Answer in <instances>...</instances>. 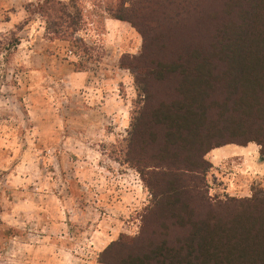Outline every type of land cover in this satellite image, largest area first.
I'll return each instance as SVG.
<instances>
[{
	"label": "rangeland",
	"instance_id": "obj_1",
	"mask_svg": "<svg viewBox=\"0 0 264 264\" xmlns=\"http://www.w3.org/2000/svg\"><path fill=\"white\" fill-rule=\"evenodd\" d=\"M194 2L0 0V264H141L147 247L156 264L158 245L202 241V218H215L219 201L233 215L264 211L256 142L206 154L210 206L181 195L172 205L181 222L150 186L160 178L152 164L170 153L164 124L180 105L170 103L184 95L177 75L147 72L179 58ZM122 5L132 21L112 16ZM144 78L148 118L157 116L153 135L132 139Z\"/></svg>",
	"mask_w": 264,
	"mask_h": 264
},
{
	"label": "trees",
	"instance_id": "obj_2",
	"mask_svg": "<svg viewBox=\"0 0 264 264\" xmlns=\"http://www.w3.org/2000/svg\"><path fill=\"white\" fill-rule=\"evenodd\" d=\"M50 7L53 16L55 8ZM192 7L196 17L187 38L183 35L184 49L179 58L147 72L163 77L177 75L182 81V101L170 103L172 107L180 105L172 108L171 115L167 113L164 124L170 153L152 164L160 178L150 183L156 203L170 206L166 211L179 222L185 218L172 205L181 202V195L197 193L210 206L200 174L212 166L205 157L211 149L226 143L256 142L264 155V0H196ZM46 8L47 3H42L40 9ZM127 8L120 6L112 16L132 21L122 12ZM134 25L142 31L139 24ZM144 79L132 139L139 133L153 135V118L157 116L153 112V118H148L151 91L148 79ZM217 205L211 210L215 218H202L204 225L209 222L199 233L202 241L158 245L161 255H155L156 264H174L175 260L264 264V211L250 204L245 212L233 215L229 202L219 201ZM143 251L136 258L141 264L151 258L152 264L155 249Z\"/></svg>",
	"mask_w": 264,
	"mask_h": 264
}]
</instances>
